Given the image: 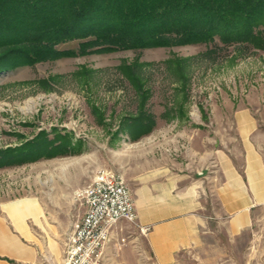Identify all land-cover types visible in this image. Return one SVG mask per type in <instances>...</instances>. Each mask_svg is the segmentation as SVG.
<instances>
[{
	"label": "rangeland",
	"instance_id": "1",
	"mask_svg": "<svg viewBox=\"0 0 264 264\" xmlns=\"http://www.w3.org/2000/svg\"><path fill=\"white\" fill-rule=\"evenodd\" d=\"M78 43L70 41L58 48L75 49ZM214 48L216 53L201 55ZM136 57L145 65L141 73L151 90L146 107L157 117V128L149 135L157 138L151 146L153 152L167 149L158 162L165 167L179 166L176 159L188 161L183 153L185 137L179 140V135L197 131L219 144L227 138L231 145L234 112L264 104V52L224 48L218 41L91 54L1 73L0 150L23 147L41 132L47 139L65 140L69 149L54 158L40 156L34 162L0 168V200L34 198L44 212L57 213L62 220H68L70 214V222L65 223L67 234L60 232L61 238L50 240L62 247L73 222L83 213L75 191L89 184L97 169L107 168L121 175L131 192L139 187L136 166L140 159L125 153L148 136L132 143L121 129L123 117L135 110L137 102L131 85L118 69ZM175 58H189L185 85L172 69H167L166 62ZM149 165H157L152 154ZM65 199L71 205L62 210L51 205ZM112 235L107 248L111 249L109 264H152L146 234L137 225L120 222ZM218 240L227 264H264V213L257 211L251 230L235 241L223 237ZM178 264L203 263L190 250L179 255Z\"/></svg>",
	"mask_w": 264,
	"mask_h": 264
},
{
	"label": "crops",
	"instance_id": "2",
	"mask_svg": "<svg viewBox=\"0 0 264 264\" xmlns=\"http://www.w3.org/2000/svg\"><path fill=\"white\" fill-rule=\"evenodd\" d=\"M263 116L264 104L238 108L231 145L227 138L219 144L197 131L179 135V140L185 137L188 161L176 159V168L158 163L167 149L153 152L155 136L127 148L126 155L140 159L139 187L131 193L138 223L149 227L146 243L152 264H178L179 255L190 250L203 264H227L218 238L235 241L251 230L257 211L264 213ZM150 154L156 166L149 165ZM58 201L51 205L59 210L71 205L66 199ZM69 215L62 220L57 213L44 212L34 198L0 200V264H64L67 240L63 247L50 240L67 234Z\"/></svg>",
	"mask_w": 264,
	"mask_h": 264
},
{
	"label": "trees",
	"instance_id": "3",
	"mask_svg": "<svg viewBox=\"0 0 264 264\" xmlns=\"http://www.w3.org/2000/svg\"><path fill=\"white\" fill-rule=\"evenodd\" d=\"M70 41H79L77 48H58ZM216 41L224 48L264 52V0H0V74L64 58ZM214 53L215 48L201 55ZM138 59L118 68L137 102L121 125L132 143L157 128V117L146 107L151 90L141 73L145 65ZM188 61L166 62L182 85ZM25 144L0 150V168L54 158L69 149L65 140L47 139L44 132Z\"/></svg>",
	"mask_w": 264,
	"mask_h": 264
},
{
	"label": "built area",
	"instance_id": "4",
	"mask_svg": "<svg viewBox=\"0 0 264 264\" xmlns=\"http://www.w3.org/2000/svg\"><path fill=\"white\" fill-rule=\"evenodd\" d=\"M84 209L72 225L64 248V264H105V253L120 222L140 226L132 193L124 178L107 168H99L86 186L75 191ZM124 241V239H122Z\"/></svg>",
	"mask_w": 264,
	"mask_h": 264
},
{
	"label": "bare ground",
	"instance_id": "5",
	"mask_svg": "<svg viewBox=\"0 0 264 264\" xmlns=\"http://www.w3.org/2000/svg\"><path fill=\"white\" fill-rule=\"evenodd\" d=\"M28 200V199H27ZM29 201V200H28ZM20 202V201H19ZM22 202H23V200H22ZM29 203V202H28ZM25 205V204H24ZM26 206V205H25ZM24 210V209H23Z\"/></svg>",
	"mask_w": 264,
	"mask_h": 264
}]
</instances>
